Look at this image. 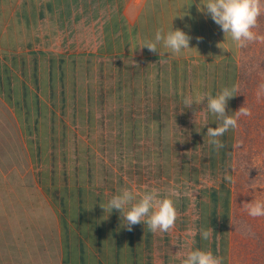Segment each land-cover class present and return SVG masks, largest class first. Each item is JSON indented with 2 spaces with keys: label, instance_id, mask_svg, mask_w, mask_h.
I'll return each mask as SVG.
<instances>
[{
  "label": "rangeland",
  "instance_id": "374dc122",
  "mask_svg": "<svg viewBox=\"0 0 264 264\" xmlns=\"http://www.w3.org/2000/svg\"><path fill=\"white\" fill-rule=\"evenodd\" d=\"M89 1L0 0V264L93 260L103 241L97 256L115 262L141 234L99 206L124 188L141 196L152 179L139 47L90 38L100 22L87 18L101 13L84 12ZM62 14L69 28L85 24L83 43L45 42ZM253 31L262 39L239 53L238 110L251 115L238 118L231 165V264H264V216L247 212L264 201V13Z\"/></svg>",
  "mask_w": 264,
  "mask_h": 264
},
{
  "label": "crops",
  "instance_id": "0c3cea01",
  "mask_svg": "<svg viewBox=\"0 0 264 264\" xmlns=\"http://www.w3.org/2000/svg\"><path fill=\"white\" fill-rule=\"evenodd\" d=\"M109 1H89L84 11L101 13L87 19L100 22L88 29L93 35L90 38L99 37L98 42L104 44L142 45L156 31H167L181 11L193 17H176L173 27L188 31L193 37L190 47L194 48L177 55L165 53L167 50L160 45L155 53L139 48L142 150L147 170L150 167L152 173L151 180L142 182L141 195L155 189L161 197L170 198L176 208V221L167 232H152L141 223V234L128 241L130 254L126 259L103 262L96 253V248L101 250L98 244L103 245L102 249L108 247L103 241L94 243L95 259L83 256L79 263L66 264H182L195 248L211 251L222 259V264H231L232 181L225 177H231L237 127L220 138L223 148H216L205 135L207 127L217 126L215 117L204 110L207 101L186 109L183 100L194 94L215 95L223 87L234 86L236 96L228 103V114L238 111L240 47L224 36L209 16L197 10L199 0L188 9L183 8L191 0H114L111 5ZM81 13L77 19H84ZM62 15L46 30L45 42L83 43L88 37L85 24L69 28L67 14ZM203 123L207 127L196 132ZM202 230L210 233L208 239H202ZM118 245L121 242H115V247ZM119 260L123 261L117 263Z\"/></svg>",
  "mask_w": 264,
  "mask_h": 264
},
{
  "label": "clouds",
  "instance_id": "9594fccd",
  "mask_svg": "<svg viewBox=\"0 0 264 264\" xmlns=\"http://www.w3.org/2000/svg\"><path fill=\"white\" fill-rule=\"evenodd\" d=\"M194 0L183 9L191 7ZM197 10L206 14L211 20L220 27L224 36L230 37L231 41L238 47H245L249 42L262 39L253 29L257 26L258 17L264 13V0H199L196 3ZM182 14L174 16L183 19H193L187 11H181ZM171 27L165 31L160 29L155 32L151 40H145L142 45L137 47L147 48L150 52H158V45L162 46L165 53L170 55L183 54L185 50L192 49L190 42L193 37L188 31L181 28ZM189 27V25H186ZM201 38H197L199 40ZM136 47V48H137ZM235 87H223L215 95L194 94L186 96L183 103L187 108H191L193 104L199 105L203 101H207L206 113L215 117L216 127H207V123L201 125L207 127L206 136L209 138V144L216 148H223L220 138L231 129L238 126V118L240 115L249 116L251 112L247 108L241 107L238 111L229 115L228 103L230 99L236 96ZM202 110V111H204ZM197 114H195L196 120ZM231 180L230 176L225 177ZM103 209L107 218L118 211L122 226L128 231H132L137 224L147 225L152 232H167L172 228L176 221V208L173 201L167 197H161L158 192L153 189L145 191L141 196L137 197L130 189H121L112 195L106 202L99 204ZM247 212L252 217L264 216V201H252L247 205ZM106 218V219H107ZM202 239H208L210 233L202 230L200 233ZM182 264H222V259L214 255L211 251L195 248L188 252L182 261Z\"/></svg>",
  "mask_w": 264,
  "mask_h": 264
}]
</instances>
